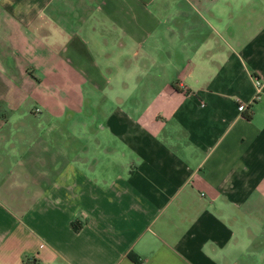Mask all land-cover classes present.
<instances>
[{
    "label": "crops",
    "instance_id": "crops-1",
    "mask_svg": "<svg viewBox=\"0 0 264 264\" xmlns=\"http://www.w3.org/2000/svg\"><path fill=\"white\" fill-rule=\"evenodd\" d=\"M0 264H264V0H0Z\"/></svg>",
    "mask_w": 264,
    "mask_h": 264
},
{
    "label": "built area",
    "instance_id": "built-area-1",
    "mask_svg": "<svg viewBox=\"0 0 264 264\" xmlns=\"http://www.w3.org/2000/svg\"><path fill=\"white\" fill-rule=\"evenodd\" d=\"M254 84L258 87L259 86V80L257 78H254ZM245 107V104L242 103L241 101H237V109L242 110ZM37 109V108H35Z\"/></svg>",
    "mask_w": 264,
    "mask_h": 264
},
{
    "label": "trees",
    "instance_id": "trees-1",
    "mask_svg": "<svg viewBox=\"0 0 264 264\" xmlns=\"http://www.w3.org/2000/svg\"><path fill=\"white\" fill-rule=\"evenodd\" d=\"M244 113H245V112H244ZM244 115H245L246 117H248V114H247V113H245ZM76 227H77V226H76ZM76 227L74 226V228H76ZM128 256H129L130 258H132L133 260H135V261L137 260L136 257L133 256V255L130 254V253L128 254Z\"/></svg>",
    "mask_w": 264,
    "mask_h": 264
}]
</instances>
